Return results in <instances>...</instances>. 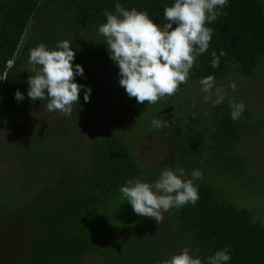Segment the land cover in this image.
Wrapping results in <instances>:
<instances>
[{
  "label": "trees",
  "instance_id": "obj_1",
  "mask_svg": "<svg viewBox=\"0 0 264 264\" xmlns=\"http://www.w3.org/2000/svg\"><path fill=\"white\" fill-rule=\"evenodd\" d=\"M117 3L146 11L162 26L164 9L174 0H0V76L7 77L0 80V127L14 134L10 143L17 157L25 156L37 172L13 184L0 181V216H23L27 224L21 254L9 264H83L87 257L96 264H160L177 248L188 247L205 259L225 246L231 257L227 264H264V217L254 200H244L264 199V176L251 171L240 149L242 139L260 136L264 122L246 106L234 121L229 100H242L225 96L213 106L204 101L199 83L209 75L215 82L255 76L264 63V0H228L220 9L225 14L207 25L213 29L208 50L174 96L140 104L124 90L112 107L103 85L119 76V68L99 27L106 23L105 10L114 13ZM63 40L76 53L73 65L84 70L75 82L91 89L89 101L82 88L79 103L64 116L63 134L59 127L19 136L25 107L37 101L27 95L28 78L35 74L30 50L40 43L54 49ZM213 51L218 67L211 63ZM16 90L23 100L14 98ZM161 116L169 128L152 127V119ZM146 131L168 136L167 165L149 170L134 154L130 137ZM81 135L87 136L85 159L68 165L70 139ZM165 167H182L188 178L199 169L202 179L193 181L199 199L165 212L151 228L147 217L131 212L120 188L130 179L143 181L146 171L158 177Z\"/></svg>",
  "mask_w": 264,
  "mask_h": 264
},
{
  "label": "clouds",
  "instance_id": "obj_2",
  "mask_svg": "<svg viewBox=\"0 0 264 264\" xmlns=\"http://www.w3.org/2000/svg\"><path fill=\"white\" fill-rule=\"evenodd\" d=\"M227 3L228 0H174L164 9L167 22L162 26L150 19L146 11L127 10L120 3L115 5L114 13L105 10L106 23L99 27V33L106 39L111 61L118 65L119 85L126 94L140 104H156L174 96L180 85L188 82L197 58L208 50L213 29L207 25L225 14L220 9ZM225 54L220 52V56ZM75 55L68 40L58 42L54 49L43 43L31 49L29 63L35 74L28 78V97L33 101L47 99V110L64 116L71 115L73 105L79 103L82 88L84 101L88 102L91 89L75 82L76 76L84 75L82 66L72 63ZM211 55L212 66L218 67L219 57L215 51ZM4 79L7 77L0 76V80ZM199 83L207 94L205 102L216 106L225 100L223 89L215 86L214 75ZM14 98L21 101L24 96L16 90ZM229 106L232 119L238 120L245 109L244 102L229 100ZM151 124L156 129L170 127L162 116L153 118ZM202 175L196 169L188 178L182 167H165L155 181L130 179L120 192L135 214L153 218L158 224L170 209L187 203L195 205L199 194L193 181L202 179ZM195 252L199 253V249ZM230 258L227 246L205 259L184 247L160 264H227Z\"/></svg>",
  "mask_w": 264,
  "mask_h": 264
},
{
  "label": "rangeland",
  "instance_id": "obj_3",
  "mask_svg": "<svg viewBox=\"0 0 264 264\" xmlns=\"http://www.w3.org/2000/svg\"><path fill=\"white\" fill-rule=\"evenodd\" d=\"M119 76L111 77L104 81L103 91L109 94L113 107L118 102V95L124 91L119 85ZM235 85V87H231ZM215 86L222 88L225 96H234L241 99L246 109L252 112V117L264 122V63L256 70L253 77L228 76L223 80L215 82ZM202 94V93H201ZM205 95H207L205 93ZM47 102L35 101L25 107L21 122L18 124L16 134L27 136L30 134L43 135L51 128H59L60 134L64 133L63 121L65 119L59 111L49 112L46 108ZM163 114V112H162ZM62 136V135H59ZM14 134L3 132L0 127V181L4 183H17L23 179L36 177V167L32 165L25 156L17 157L15 148L11 146V138ZM48 137H51L49 134ZM56 137V136H55ZM87 136H74L70 139L71 151L64 157L66 164L74 165L83 162L84 144ZM131 142L134 143V154L146 169L152 170L159 166L167 165L170 161V147H168V136L153 134L148 131L132 135ZM54 138L52 140H56ZM240 149L245 153L251 163V171L256 176H264V129L260 130V136H252L241 140ZM261 164V165H260ZM252 177V176H250ZM143 181L153 182L157 178L151 171L143 172ZM246 203L255 202V210L264 217V199L258 201L246 196ZM129 208L132 213V207ZM135 214V213H134ZM151 228L158 227L153 218H149ZM26 221L23 216H0V264L14 263L19 255L26 237ZM181 250L177 248L173 253L178 254ZM96 259L87 257L83 264H96Z\"/></svg>",
  "mask_w": 264,
  "mask_h": 264
}]
</instances>
